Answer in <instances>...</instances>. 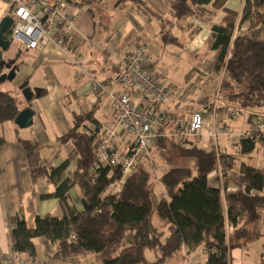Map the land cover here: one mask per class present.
I'll return each instance as SVG.
<instances>
[{
    "label": "trees",
    "instance_id": "obj_1",
    "mask_svg": "<svg viewBox=\"0 0 264 264\" xmlns=\"http://www.w3.org/2000/svg\"><path fill=\"white\" fill-rule=\"evenodd\" d=\"M229 1L169 0V8L176 20L195 18L208 24L207 42L215 55L212 72L223 74L216 92L230 104V114L242 112L251 121L264 116V112H254L264 109V0H242L239 11L226 8ZM117 3L133 4L139 13L155 15L142 0ZM219 12L223 13L221 21L213 23ZM187 28H192L190 23ZM199 30L195 27L189 35ZM9 34L4 39L9 40ZM162 38L176 42L166 32ZM159 106H152L153 114ZM19 112L16 99L0 90V124L14 122ZM177 120H185L184 115ZM97 125L92 112L73 119L70 130L59 137L61 143L71 144V150L57 168L42 165L36 146L23 142L31 181L46 179L52 183L65 213L60 218L37 217L33 228L27 227L21 211L10 216L13 252L34 260L32 240L42 238L44 247L52 248L54 260L90 254L100 264H165L185 249L188 253L203 250L206 264H228L229 251L240 246L248 227L264 222V167L240 166L242 191L224 196L223 211L221 190L207 185V175L219 165L224 186L225 172L234 167V158L216 157L213 151L197 147L182 148L194 159L197 174L185 167L163 173L159 178L163 195L154 203L149 188L151 172L144 163L140 162L125 180L117 168L92 169L101 139ZM165 125L163 122L156 129L154 143L165 140L161 136ZM241 145L243 151L254 146L244 140ZM71 163H75L74 170L66 175ZM113 183L116 190L108 192ZM74 185L82 193L81 211L66 209L68 191ZM146 251L155 254L153 260L147 258ZM258 264H264V249Z\"/></svg>",
    "mask_w": 264,
    "mask_h": 264
},
{
    "label": "crops",
    "instance_id": "obj_2",
    "mask_svg": "<svg viewBox=\"0 0 264 264\" xmlns=\"http://www.w3.org/2000/svg\"><path fill=\"white\" fill-rule=\"evenodd\" d=\"M12 0H0V21L6 16L5 12ZM70 9L76 13L74 31L61 46L49 44L33 51L25 50L13 52L9 49L3 52L6 61H14L17 73L23 71L22 80H27V87L40 89L38 98L26 102L22 96L20 85H16L11 94L17 102L19 110L31 107L34 111L33 124L26 129L18 128L14 122L0 124V257L12 253L10 216L21 211L28 228L34 227L37 217L51 216L60 218L64 209L60 200L54 196L56 187L46 179L31 181L26 161L23 142L34 144L40 154L42 165L57 168L64 162L71 150V144L61 143L59 137L66 134L73 119L81 113H93V119L98 123L99 137L105 128L113 121L110 102L106 96L97 97L89 86L90 77L105 82L112 91H127L135 103L147 106L138 95L127 88H123L116 80L118 57L139 46H146L154 58V69L164 74L165 83L170 88V97L162 103L157 111L167 123L163 127L161 136L165 140L155 142L149 149V159L141 161L154 174L159 183L160 176L174 165L172 154L182 148L197 147L204 151H213L216 157H233L234 167L225 172L224 186L222 185V171L218 165L207 175V185L220 189L222 195V210L224 211V196L235 195L242 191L240 166L245 164L254 168L264 167V142L243 151L242 135L250 125L257 120L248 121L247 114L238 112L230 114V104L216 92L223 78L222 73L212 72L215 55L212 53L207 59L200 57L203 50H210L208 38L210 30L208 24L201 19L186 18L176 20L169 8V0H142L143 4L156 15L147 16L137 11L133 4L118 5V0H66ZM242 0H230L226 8L239 11ZM223 13L219 12L213 23H219ZM190 23L192 28H187ZM199 32L190 36L193 28ZM175 31L176 42L162 38L163 33ZM176 30L184 32V36H177ZM182 38L181 40H178ZM171 41L184 49L192 58L190 69L198 74L196 79L192 75L186 80L183 88L173 85V63L179 60L182 53L176 56L173 51L169 55L163 49V44ZM169 43V42H168ZM194 65V66H193ZM189 67V65H188ZM86 75H80V71ZM192 71V70H191ZM193 72V71H192ZM221 75L217 84V77ZM213 75V79L207 77ZM16 77V76H15ZM193 80V81H192ZM192 81L191 83H189ZM207 97L206 100H203ZM149 108H152L149 105ZM198 109L203 110L200 113ZM252 112L253 110H249ZM198 112L203 117V126L198 141H188L177 146L171 138V125L180 115L188 120L190 115ZM262 113L264 109H255ZM89 126V123H88ZM231 132L224 135V131ZM129 139L122 134L118 139L117 150H125ZM185 154V153H183ZM186 155V154H185ZM191 158V157H190ZM194 167V159H192ZM75 163L68 165L65 173L70 175ZM192 169L193 175L197 172ZM188 168V167H185ZM195 169V168H194ZM195 172V173H194ZM152 176L150 178V183ZM117 184L113 183L108 192L115 191ZM82 193L77 185L69 191L66 206L81 211ZM36 255L32 260L26 254H21L22 264H58L59 262L74 261V264H100L90 254L70 257L61 260L51 258L52 248L44 247V239L32 240ZM264 249V222L258 221L248 227V234L241 241L239 247L229 251L228 264H258ZM207 254L203 250L188 253L185 249L176 252L165 264H206ZM57 262V263H56ZM60 264V263H59ZM62 264V263H61Z\"/></svg>",
    "mask_w": 264,
    "mask_h": 264
},
{
    "label": "built area",
    "instance_id": "obj_3",
    "mask_svg": "<svg viewBox=\"0 0 264 264\" xmlns=\"http://www.w3.org/2000/svg\"><path fill=\"white\" fill-rule=\"evenodd\" d=\"M5 14L13 20L9 41L29 51L49 44L61 46L74 31L76 20V13L66 0H12ZM79 74L87 73L81 70ZM116 77L123 88L135 92L148 105L135 103L127 91H112L107 83L90 77V90L97 97L106 96L113 113V121L103 131L97 146L92 169L96 170L99 166L117 168L121 180H125L142 160L147 158L149 163L152 162L149 149L157 136L155 131L162 125L164 118L153 114L149 105L152 107L164 103L170 97V88L165 83L164 74L154 69V58L144 45L118 57ZM237 115L238 112H234V116ZM202 126V115L194 112L188 120L173 122L170 136L181 143L190 140L196 142ZM223 133L227 136L231 132L225 130ZM122 134L129 142L125 150L120 152L116 143ZM242 140L253 145L264 142V116L250 125L242 135ZM0 264H22V259L12 251L8 256L0 257Z\"/></svg>",
    "mask_w": 264,
    "mask_h": 264
},
{
    "label": "rangeland",
    "instance_id": "obj_4",
    "mask_svg": "<svg viewBox=\"0 0 264 264\" xmlns=\"http://www.w3.org/2000/svg\"><path fill=\"white\" fill-rule=\"evenodd\" d=\"M183 21L184 20L181 19V22H183ZM170 29H171V31L168 32V35L170 36V38H172L173 36H175L176 33H175V31L172 30L173 28H170ZM176 32H178L177 36L183 37L185 35L183 31L180 32L179 30H176ZM181 39L182 38L179 39V37H178V40H181ZM22 49H21V47L19 45L15 44V43H11V46L9 48V50L13 51V52L14 51L18 52V50L22 51ZM163 49H164L165 53L168 54V57H166V58L169 61V63L171 62V59H170L171 57L169 56V55H171L170 51H173V53H175L176 56L178 54H180V53L185 55L184 57L181 56L180 58H178L179 60H177V61H175V63H173V66H174L173 75H172L173 76V82H174L173 85L176 88H183V86L185 87V85L187 84L185 78H186V76L189 73H192V79L193 80L197 78L198 74L196 73V71L194 69H192V68L190 69V65L192 64V62L194 60H196L198 58L197 56H192V58H191L190 56H188L189 54L186 51H184L183 48H181L177 44H172L171 41H167V43L163 44ZM23 53H26L25 50L23 51ZM210 53H212L214 55V53L211 50H209V49L206 50L205 49L199 54V56L200 57L202 56V58L207 59L208 57L211 56ZM188 65H189V67H188ZM23 74L24 73L22 71L20 73H17V75H16V77L14 78L13 81H11V82H9V81L3 82L2 85H1L2 90H6V91H8L10 93H14L16 88H17L16 85L18 83H21V85H23L24 83H27V80L21 81ZM220 78H221V75L219 74L218 77H217V84L219 83ZM192 81H190L189 83H191ZM198 111L200 113L204 112L201 109H198ZM172 156H173V161H174V165L172 167H188V168H192L193 167L191 158L189 156L183 154V152L181 150H175V152L172 154ZM149 165H150V163L148 162V167L151 168ZM193 170L196 171L194 169V167H193ZM151 176H152V181H151V183L149 185V188L151 190L152 198H153L154 203H157L158 200L161 197L160 186H159L158 182L155 180V178L153 177L154 176L153 172L151 173ZM146 256H147V258L149 260H153L154 257H155V254L150 252V251H146ZM59 263L63 264L64 262H59ZM65 264H74V261L73 262L68 261V262H65Z\"/></svg>",
    "mask_w": 264,
    "mask_h": 264
},
{
    "label": "water",
    "instance_id": "obj_5",
    "mask_svg": "<svg viewBox=\"0 0 264 264\" xmlns=\"http://www.w3.org/2000/svg\"><path fill=\"white\" fill-rule=\"evenodd\" d=\"M12 24L13 20L10 16H4L0 21V84L5 81L11 82L16 76L17 67L13 65L14 61H6L3 58V52L7 51L11 46V42L4 39V35L8 33ZM19 88L23 98L28 103L31 102L34 97L38 98L39 96L40 89H30L27 87V83H24ZM33 117L34 111L31 107H28L18 113L14 123L18 128L26 129L32 126Z\"/></svg>",
    "mask_w": 264,
    "mask_h": 264
}]
</instances>
